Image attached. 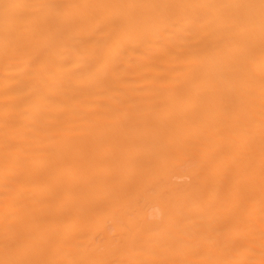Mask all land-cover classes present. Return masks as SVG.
<instances>
[{"label": "bare ground", "instance_id": "obj_1", "mask_svg": "<svg viewBox=\"0 0 264 264\" xmlns=\"http://www.w3.org/2000/svg\"><path fill=\"white\" fill-rule=\"evenodd\" d=\"M0 264H264V0H0Z\"/></svg>", "mask_w": 264, "mask_h": 264}, {"label": "snow or ice", "instance_id": "obj_2", "mask_svg": "<svg viewBox=\"0 0 264 264\" xmlns=\"http://www.w3.org/2000/svg\"><path fill=\"white\" fill-rule=\"evenodd\" d=\"M91 55L93 56L94 62L86 66L83 70L89 74H99L109 70L113 63L115 53L96 51Z\"/></svg>", "mask_w": 264, "mask_h": 264}]
</instances>
